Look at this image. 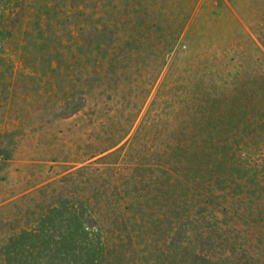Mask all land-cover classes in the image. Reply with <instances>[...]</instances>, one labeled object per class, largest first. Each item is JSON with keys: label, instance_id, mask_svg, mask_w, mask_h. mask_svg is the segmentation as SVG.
I'll return each mask as SVG.
<instances>
[{"label": "rangeland", "instance_id": "1", "mask_svg": "<svg viewBox=\"0 0 264 264\" xmlns=\"http://www.w3.org/2000/svg\"><path fill=\"white\" fill-rule=\"evenodd\" d=\"M0 264H264V0H0Z\"/></svg>", "mask_w": 264, "mask_h": 264}]
</instances>
